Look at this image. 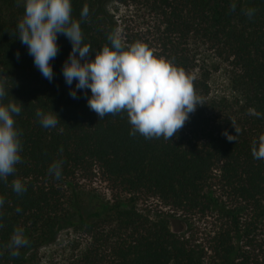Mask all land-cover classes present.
<instances>
[{
  "label": "trees",
  "instance_id": "obj_1",
  "mask_svg": "<svg viewBox=\"0 0 264 264\" xmlns=\"http://www.w3.org/2000/svg\"><path fill=\"white\" fill-rule=\"evenodd\" d=\"M144 1L160 24L151 41L121 33L125 47L140 41L172 60L193 77L202 104L170 140L130 135L123 111L99 119L87 106L90 90L70 96L62 65L71 44L63 34L50 61L53 79L43 78L17 36L23 0H0L3 102L22 104L14 116L21 162L0 180V264H39L37 249L63 227L106 247L98 264H264V160L251 154L264 134V0ZM84 6L82 43L92 59L116 29L102 0H72V17L79 20ZM208 54L225 67L227 92L218 96L210 90ZM37 109L56 112L57 126L43 128ZM232 122L240 131L228 141L224 132L236 135ZM54 161L63 162L59 178L48 171ZM97 176L108 198L85 190ZM15 179L24 192L12 190ZM150 198L184 217L211 219L206 245L173 233L167 217L141 212L138 202ZM17 227L28 245L13 257L8 244Z\"/></svg>",
  "mask_w": 264,
  "mask_h": 264
},
{
  "label": "clouds",
  "instance_id": "obj_2",
  "mask_svg": "<svg viewBox=\"0 0 264 264\" xmlns=\"http://www.w3.org/2000/svg\"><path fill=\"white\" fill-rule=\"evenodd\" d=\"M23 6L16 31L20 43L32 57L34 67L43 78L52 81L54 73L50 61L59 50L58 34H63L71 44L62 65V76L70 87L69 95L75 98L77 90H90L87 106L99 119L123 111L131 125L130 135L139 133L145 139L163 137L170 140L183 127L189 114L202 105L190 74L172 60L155 56L143 42L125 47L119 29L108 34L110 46H103L94 53V58L88 59L91 46L82 43L80 26L88 16L87 6L81 9L79 20L71 15L72 0H23ZM235 6V3L231 5L233 9ZM253 11L248 9L246 14L250 17ZM73 81L75 86L71 87ZM7 91L0 78V180L13 174L15 166L21 162V133L15 126L14 116L21 112L22 104L4 103ZM35 115L45 129L55 128L60 121L52 110L37 109ZM232 124L236 135L223 133L228 141H235L240 131ZM251 154L254 159L264 160V134L254 142ZM62 163L54 161L48 171L59 178ZM12 190L19 194L26 189L19 179H15ZM3 203V197H0V206ZM27 245L23 228H15L8 244L10 255L19 256V249Z\"/></svg>",
  "mask_w": 264,
  "mask_h": 264
},
{
  "label": "rangeland",
  "instance_id": "obj_3",
  "mask_svg": "<svg viewBox=\"0 0 264 264\" xmlns=\"http://www.w3.org/2000/svg\"><path fill=\"white\" fill-rule=\"evenodd\" d=\"M102 9L110 17L116 30L119 29L120 33L138 34L143 37V40L151 41L157 31L156 27L160 24L159 18L149 10L144 0H102ZM206 62L215 67H209L211 94L218 96L227 92L226 79L223 75L224 65L214 59L212 54H208ZM199 65L201 70H205L206 68L203 67H207L202 63ZM83 184L85 190L91 189L96 194L100 196L104 194L107 197L105 193L107 187L99 180L98 176L92 182ZM137 208L144 214H148L150 218L167 217L169 228L173 233L190 238L196 244L206 245L205 239L211 229V219L184 217L181 213L164 207L153 198L139 201ZM89 253H91V257ZM107 254L106 247L100 245L99 242H94L90 234L82 229L72 227L55 230L49 243L37 249L39 264H98L97 260ZM86 257L89 259L87 260Z\"/></svg>",
  "mask_w": 264,
  "mask_h": 264
}]
</instances>
